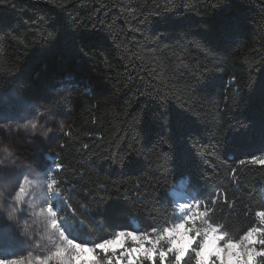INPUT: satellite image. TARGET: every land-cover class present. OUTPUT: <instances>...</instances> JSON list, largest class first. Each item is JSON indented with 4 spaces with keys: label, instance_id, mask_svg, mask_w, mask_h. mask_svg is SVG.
<instances>
[{
    "label": "trees",
    "instance_id": "obj_1",
    "mask_svg": "<svg viewBox=\"0 0 264 264\" xmlns=\"http://www.w3.org/2000/svg\"><path fill=\"white\" fill-rule=\"evenodd\" d=\"M0 46V84L34 76L39 98L61 76L93 84L65 114L53 171L72 239L171 226L180 181L229 234L222 242L259 224L264 0H0ZM174 260L156 253L135 264Z\"/></svg>",
    "mask_w": 264,
    "mask_h": 264
},
{
    "label": "rangeland",
    "instance_id": "obj_2",
    "mask_svg": "<svg viewBox=\"0 0 264 264\" xmlns=\"http://www.w3.org/2000/svg\"><path fill=\"white\" fill-rule=\"evenodd\" d=\"M12 76L16 78L14 75ZM92 86V83L84 80L72 84L71 80L61 76L52 82L51 95L46 98H39L37 96L34 76L29 77L23 75L16 79L15 83L0 84V121L11 119L23 122L25 120L38 118L39 125L45 128L53 126L55 129L49 134L47 139L39 134L33 136L25 131H20L9 136L3 129H0V137H2V139H0V144L7 143L14 145L16 148L15 164L6 162L5 167H0V190H3L10 196L19 185L20 179L23 176H28L30 179L43 184V187L39 190H37L35 185L32 186L29 195L25 197L26 202L23 208L18 212V220H9L6 218V211H10L11 207H9L8 199L5 198V210H0V260L26 256L29 252L34 256H39L42 260L53 251L54 246L50 245L49 237L45 234L48 225L47 217L43 215L37 217L30 213L27 210V201L31 198L40 208L48 202H51L52 209L56 212L61 226L65 228L59 216V209L55 204L58 199V194L54 190L49 192L47 183L45 182L54 180L53 171L58 165L57 151L60 146V137L67 126L65 114H71L73 111L80 89L82 87L86 89ZM62 99L64 102L67 101L66 109L64 110H62L61 107ZM102 100L105 103H110L113 102L114 97L111 94H107L102 96ZM61 125H63V127H61ZM182 186L183 183L171 190L176 198V208L180 214V219L177 222H179L187 212L191 211V209H185L184 212H181L179 205L191 204L195 207L196 202V200L190 199L188 196L184 195L181 189ZM33 193H35V196L32 195ZM196 211L203 212L204 215L206 213L204 209L200 208V205ZM262 213H264V210L259 213L260 222L256 226L258 228L264 227V220L261 219ZM24 219L29 220L26 233L22 231L24 225L21 221ZM159 230L162 231L163 228ZM65 231L68 234L66 228ZM120 231H130L138 236L148 234L152 238L155 237L154 233H141L134 229H123ZM218 231L222 232L220 229H218ZM192 234H194V232ZM69 238L71 237L69 236ZM108 240L109 239L97 244L77 241L81 246L89 247L93 256H95V259L87 262V264H131L129 260V249L137 247L138 245L136 242L133 240H125L123 246L105 250L101 245ZM238 242L239 240L232 241L234 244ZM224 244L225 242H222V240L219 242V246L221 247H223ZM166 245L169 248L167 242L160 241L156 246L155 254H160L161 250L166 251ZM193 246L194 244L192 248ZM144 247H152V240H145ZM192 248H189L188 251ZM138 259H135V263ZM211 259L216 260L217 258L215 255H212ZM217 261L220 262L219 260ZM25 264H27V261H25ZM50 264H54V262L50 261ZM80 264H86V262L81 260Z\"/></svg>",
    "mask_w": 264,
    "mask_h": 264
},
{
    "label": "clouds",
    "instance_id": "obj_3",
    "mask_svg": "<svg viewBox=\"0 0 264 264\" xmlns=\"http://www.w3.org/2000/svg\"><path fill=\"white\" fill-rule=\"evenodd\" d=\"M50 4L70 3L71 0H47ZM2 47V46H0ZM235 80V77H232ZM63 127V125H61ZM0 129H3L9 136L25 131L35 136L41 135L45 139L55 129L53 126L43 127L39 125V120L29 119L23 122L14 120L0 121ZM2 139V137H0ZM16 148L14 145L7 143L0 144V167H5L6 162L15 164ZM255 159V158H253ZM60 167V165H57ZM47 183L48 191L59 192L60 189L55 187L56 181L52 180ZM36 186L37 190L43 187V184L36 180L30 179L28 176H23L20 179L19 185L8 196L3 190H0V210H5L4 200L9 201L10 211H6V218L9 220H18V212L25 204V197L29 195L32 186ZM35 196V193L32 194ZM200 202H195V207L191 204H180L179 209L184 212L185 209H191L183 216V218L174 225L166 226L163 230L153 228L152 233L155 237L152 238L148 234L138 236L130 231H120L114 238L109 239L101 247L105 250L108 248H118L123 246L125 240H133L138 245L129 249V260L131 264H135V259L141 256L152 258L155 255L156 246L160 241H165L169 244L167 251L161 250V258H166L169 253H175V260L171 264H180L183 258L187 255L188 249L192 248L193 244L197 243L198 247L192 248L196 255L191 259V264H264V227H256L255 225L247 232L242 234L238 243H232L231 237L224 244L219 246V242L229 234L227 232H219L218 228L221 226H214L208 220L204 219L203 212H197ZM27 210L40 217L41 215L47 217L48 225L45 234L49 237L50 245L54 246L53 251L44 259L39 256H34L29 252L26 256H19L17 258L8 259L11 264H80L81 260L87 262L95 259L91 249L87 246H81L76 240L69 238L65 228L61 226L60 220L57 218L56 212L52 209L51 202L45 204L42 208L38 207L31 198L27 201ZM261 219L264 220V213L261 214ZM24 225L23 232H27L29 220L21 221ZM194 232V234H192ZM152 240V247L145 248V240ZM215 255L216 260H212L211 256Z\"/></svg>",
    "mask_w": 264,
    "mask_h": 264
},
{
    "label": "snow or ice",
    "instance_id": "obj_4",
    "mask_svg": "<svg viewBox=\"0 0 264 264\" xmlns=\"http://www.w3.org/2000/svg\"><path fill=\"white\" fill-rule=\"evenodd\" d=\"M0 264H11L10 260H0Z\"/></svg>",
    "mask_w": 264,
    "mask_h": 264
}]
</instances>
